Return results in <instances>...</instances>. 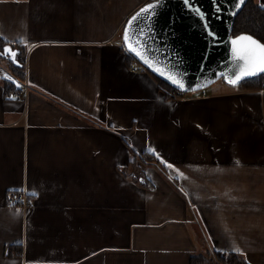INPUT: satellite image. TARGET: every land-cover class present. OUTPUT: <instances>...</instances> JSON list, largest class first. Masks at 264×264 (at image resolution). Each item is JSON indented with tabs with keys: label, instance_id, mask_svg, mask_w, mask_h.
Wrapping results in <instances>:
<instances>
[{
	"label": "crops",
	"instance_id": "crops-1",
	"mask_svg": "<svg viewBox=\"0 0 264 264\" xmlns=\"http://www.w3.org/2000/svg\"><path fill=\"white\" fill-rule=\"evenodd\" d=\"M140 5L0 0V36L26 56L22 82L0 76V264H264V89L166 98L117 43ZM122 136L167 167L143 166L152 189L122 174Z\"/></svg>",
	"mask_w": 264,
	"mask_h": 264
},
{
	"label": "water",
	"instance_id": "water-1",
	"mask_svg": "<svg viewBox=\"0 0 264 264\" xmlns=\"http://www.w3.org/2000/svg\"><path fill=\"white\" fill-rule=\"evenodd\" d=\"M237 2L238 0H191V4H186L185 0H151L141 4L126 19L122 36L128 21L136 13L148 4L156 5L150 16L146 14L130 29L144 30V39L148 46L147 56L154 62L153 66H149L136 52L129 50L124 42L126 52L134 56L152 74L179 91L203 89L218 79L227 82L225 77L234 79L233 73L239 71L234 65L242 64L243 61L234 62L232 40L247 35L264 44L248 32L232 34L235 18L247 0H243L238 8L235 7ZM6 47L10 49L9 53L5 55L2 50L0 54L19 64L16 55L12 56V53L17 54L18 50L13 49L11 45H5L4 48ZM157 68L163 70L164 74L156 70ZM170 74H174L183 87L170 80ZM260 74L262 73L245 77L236 85Z\"/></svg>",
	"mask_w": 264,
	"mask_h": 264
},
{
	"label": "trees",
	"instance_id": "trees-1",
	"mask_svg": "<svg viewBox=\"0 0 264 264\" xmlns=\"http://www.w3.org/2000/svg\"><path fill=\"white\" fill-rule=\"evenodd\" d=\"M241 32L251 33L264 42V8L261 7L256 0H247L235 18L232 34L236 35ZM5 45H11L13 49L18 50L16 58L19 61V64H15L13 60L0 54L1 57L7 59L8 63L7 73L3 76L4 80L7 83H12L14 80L22 82L25 76V48L19 41L8 42L0 36V51L3 50ZM126 61L128 64L131 62V55L129 53H126ZM155 78L158 81L159 89L164 93L166 98H170L174 94H179L181 96L188 94V92L179 91L177 88L157 76H155ZM239 86L246 89H264V73L243 80ZM122 138L130 147L133 155L130 162L120 167L122 174L126 176V178H131L134 182L152 189L153 183L146 177L143 169L144 165L148 163L156 164L166 174H169L167 167L154 153L150 151H138L132 147L126 137L122 136ZM172 180L176 181L174 178H172ZM208 260L217 264H251L239 252L227 250H211L208 251V254L192 255L190 257V264H203Z\"/></svg>",
	"mask_w": 264,
	"mask_h": 264
},
{
	"label": "snow or ice",
	"instance_id": "snow-or-ice-1",
	"mask_svg": "<svg viewBox=\"0 0 264 264\" xmlns=\"http://www.w3.org/2000/svg\"><path fill=\"white\" fill-rule=\"evenodd\" d=\"M243 0H238L235 4V7H239ZM186 4H191V0H185ZM156 7L154 4H148L145 8L141 9L136 15H134L129 21L127 26L125 27L123 34V41L127 44L129 50L136 52L137 55L141 56L145 59V62L149 64V66H153V61L148 59V46L146 40L144 39V30H132L133 25L141 20L143 16L151 15V10ZM217 8L219 5L217 4ZM198 11V10H197ZM244 42V43H242ZM232 55L234 62L243 61V63H235V67L239 69L238 72H234V79H227V82L236 85L241 79L249 76L256 75L258 73H264V44H260L258 41L254 40L251 36L242 35L232 40ZM9 48H4L3 53L7 55L9 53ZM16 53H12V56L15 57ZM156 70H163L157 68ZM168 78L172 80L174 83L178 84L180 87H183V84L175 78L174 74L168 75ZM35 193H33L34 195Z\"/></svg>",
	"mask_w": 264,
	"mask_h": 264
},
{
	"label": "built area",
	"instance_id": "built-area-1",
	"mask_svg": "<svg viewBox=\"0 0 264 264\" xmlns=\"http://www.w3.org/2000/svg\"><path fill=\"white\" fill-rule=\"evenodd\" d=\"M149 1H151V0H141V4L147 3ZM117 43L120 44V45H124V41H123V36L122 35L117 38ZM130 68L133 69V70H137L139 68L145 69V66H143L134 56L131 55ZM191 92H194V91H191ZM206 95H207L206 90L205 89H200L199 96H206ZM12 96L15 97V98H22V97H24V94H22L19 91H15V92H13ZM179 96H181V95L174 94L172 97H179ZM8 201L10 203H16V202L21 203L23 206H26V205L29 204V199H28V197H27L25 192H11L8 195Z\"/></svg>",
	"mask_w": 264,
	"mask_h": 264
},
{
	"label": "rangeland",
	"instance_id": "rangeland-1",
	"mask_svg": "<svg viewBox=\"0 0 264 264\" xmlns=\"http://www.w3.org/2000/svg\"><path fill=\"white\" fill-rule=\"evenodd\" d=\"M4 70H8V63H7V59L3 58L0 56V76L3 77V75L6 73ZM218 82V84H227V86L229 88H237L239 87V85H231L229 83H227L226 81H224L223 79H218L217 81H215L214 83L210 84L209 86L203 88V89H209V87L213 84H216ZM189 94H191L192 96H198L200 94V89L199 90H195L194 92H188Z\"/></svg>",
	"mask_w": 264,
	"mask_h": 264
},
{
	"label": "bare ground",
	"instance_id": "bare-ground-1",
	"mask_svg": "<svg viewBox=\"0 0 264 264\" xmlns=\"http://www.w3.org/2000/svg\"><path fill=\"white\" fill-rule=\"evenodd\" d=\"M155 76V75H154ZM221 80V79H220Z\"/></svg>",
	"mask_w": 264,
	"mask_h": 264
}]
</instances>
